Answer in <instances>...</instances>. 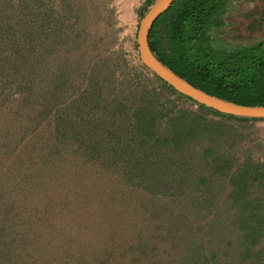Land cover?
I'll use <instances>...</instances> for the list:
<instances>
[{"label": "trees", "instance_id": "obj_1", "mask_svg": "<svg viewBox=\"0 0 264 264\" xmlns=\"http://www.w3.org/2000/svg\"><path fill=\"white\" fill-rule=\"evenodd\" d=\"M232 1L176 0L149 44L204 91L264 105V39L215 45ZM112 14L109 0H0V264H264V162L232 171L221 151L225 120L264 118L199 105L143 64L126 95L121 60L87 61L83 90V32ZM87 153L121 171L90 176Z\"/></svg>", "mask_w": 264, "mask_h": 264}, {"label": "rangeland", "instance_id": "obj_2", "mask_svg": "<svg viewBox=\"0 0 264 264\" xmlns=\"http://www.w3.org/2000/svg\"><path fill=\"white\" fill-rule=\"evenodd\" d=\"M146 1L109 0V8L113 9L112 16H109L106 21L97 19V22H94L93 20V24L91 23L87 31L83 32V90L88 86V81L84 79V73L88 66L87 61L91 65L99 66L101 60H119V62L121 60L122 63H120L123 65L117 71L123 69L128 74V79L131 78L129 81H131L132 86L125 90L126 95L138 87L139 78H136L135 73L137 72L136 67L138 68L142 62L137 35L140 21L146 13ZM248 2L254 5L249 10H244L246 7H249L247 5ZM262 2V0H235L234 5L231 3L229 5L226 26L213 32L215 45L218 48L234 50L263 40L264 22L259 24L260 26L247 27V24L251 23L254 17L259 16V6H262ZM262 13L264 14V12ZM100 37H104L113 53H103L101 51L102 46L100 44L102 40H100ZM95 70L100 71L101 68L97 67ZM133 75L134 78L132 79ZM98 79L100 80L101 78L98 77ZM108 97L110 98L109 100L113 99L112 95ZM174 104L176 105V109L185 106L191 112L198 111V106L190 101L185 102V105L180 104V101ZM205 113L207 112H203V117L205 118L221 120L219 117L208 113L206 115ZM223 125L226 131L224 139L221 140V151L226 158L234 162L232 171H236L239 166L245 164L250 158L255 162H264V120L249 123H237L235 120H225ZM236 140L238 141L236 142ZM85 155L87 161L88 158H92L91 154L87 153ZM85 164L90 176H106L110 175V173L118 174L121 171L120 169L111 171V169L102 168L99 166V163L96 164L91 160ZM222 187L220 183L215 182V184H212L211 190L215 193L216 188L220 189ZM225 188L227 194L231 192L233 184L229 181ZM257 189L258 185H254L252 190L255 191ZM226 202L232 203V200H227ZM254 250L261 251L260 256L264 258V237L260 239Z\"/></svg>", "mask_w": 264, "mask_h": 264}, {"label": "water", "instance_id": "obj_3", "mask_svg": "<svg viewBox=\"0 0 264 264\" xmlns=\"http://www.w3.org/2000/svg\"><path fill=\"white\" fill-rule=\"evenodd\" d=\"M175 1L176 0H156L142 17L137 35V43L142 64L178 93L191 98L198 102L199 105H204L207 108H212L228 115L258 119L264 118V105H245L210 94L175 73L152 51L149 44L150 31L153 25H155V21L167 11ZM259 13V16L254 17L251 23L247 24V27L260 26L259 24L264 22V14L262 12Z\"/></svg>", "mask_w": 264, "mask_h": 264}, {"label": "flooded vegetation", "instance_id": "obj_4", "mask_svg": "<svg viewBox=\"0 0 264 264\" xmlns=\"http://www.w3.org/2000/svg\"><path fill=\"white\" fill-rule=\"evenodd\" d=\"M263 2H262V6H259V9H260V11L259 12H264V0H262ZM233 5L235 4V0H233ZM247 5L249 6V7H246L244 10H249L253 5H251L249 2L247 3ZM251 5V6H250ZM242 11V10H241ZM240 11V12H241ZM258 11V10H257ZM228 13H229V11H228ZM260 14V13H259Z\"/></svg>", "mask_w": 264, "mask_h": 264}]
</instances>
